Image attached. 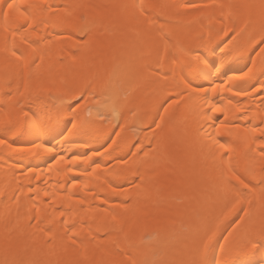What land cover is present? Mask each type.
Segmentation results:
<instances>
[{
	"label": "snow or ice",
	"instance_id": "1",
	"mask_svg": "<svg viewBox=\"0 0 264 264\" xmlns=\"http://www.w3.org/2000/svg\"><path fill=\"white\" fill-rule=\"evenodd\" d=\"M64 7L46 0H0V59L6 73L0 87L7 88L4 95L9 102L16 100L19 104L17 98L31 97L26 106L16 110L5 113L0 109V157L11 159L18 154L30 158L47 157L43 167L25 168L19 163H0V203L19 205L26 198L31 202L29 211L35 213L29 216L28 226L36 221V227H39L43 219H47L52 225L47 229L49 241L59 237L65 251L69 247H82L87 252L95 242L97 247L114 253L107 262L90 261L85 257V264H206L208 248L221 234L219 218L207 228L194 224L190 235L179 236L183 247L178 257L167 248L154 251L151 257L138 255L134 230L125 219L116 215L97 222L94 216L85 212L92 223L87 225L83 238V218L79 228L76 223L75 214L88 204L89 194L93 200L99 199L104 204L112 196H120L126 184L143 182L142 166L122 176L115 175V167L127 168L130 161L146 160L153 152L154 141L157 142V150H167L168 137L164 135V117L160 115V109L167 112L169 108H175L182 110L186 125L183 149L189 153L199 149L204 163L211 162L210 167H193L185 176L178 178L189 187L215 191L223 198L226 207L230 205L227 214H235L222 228L226 234L222 235L223 242L215 264H226L227 259L234 255L257 247L264 248V118L257 121L252 115L253 112L257 115L264 113V80L253 84L258 76L264 74V0L259 4L253 0H205L204 3L186 0L168 4L140 0L139 3L123 5L131 9V19L136 21L132 30L140 54L122 62L120 78L115 84L109 77L100 86V92L112 91L114 103L105 107L117 121L114 126L105 112H98L92 118L91 110H88L89 118L86 120L78 116L87 109L89 96L97 94L96 81L83 87L58 88L59 106L54 109L48 106L42 95L32 96L29 70L43 63L52 36L59 37L55 29L60 9ZM190 10L207 13V35L202 21L201 31L194 38L175 31L173 18L187 15ZM249 53L254 54L244 70L222 75L226 63ZM213 56H218V61L213 60ZM206 79L212 82L204 87ZM52 86L56 87L55 84ZM48 90L41 88L40 92ZM143 95L162 98L144 129H155L152 140L145 144L137 138L122 156L113 157L119 145L111 137V142L99 150L88 151L91 144L83 142L74 143L83 151L72 152L67 149L57 152L54 146L46 143L18 148L9 142L10 137L29 130L47 134V125L65 114L74 119L67 136L62 138L64 141L73 134L87 137L91 129H102L105 125L119 129L120 120L126 114L131 113L135 117L141 112ZM4 103L0 100V104ZM30 114L33 121L28 120ZM61 164L65 165V174H71L65 183L60 184L67 193L66 197L47 190L40 197L39 188H34L31 182H22V178L27 176L30 181L35 179L38 183L47 184L41 177ZM101 175L106 182L104 186L110 188V194L88 186L90 178L95 177L99 183ZM82 183L83 194L73 192ZM149 216L144 217L145 227L150 223ZM254 216L259 217L258 227L251 223ZM18 226L19 221L13 227ZM0 264L35 262L18 259L13 250L6 247L0 255Z\"/></svg>",
	"mask_w": 264,
	"mask_h": 264
},
{
	"label": "bare ground",
	"instance_id": "2",
	"mask_svg": "<svg viewBox=\"0 0 264 264\" xmlns=\"http://www.w3.org/2000/svg\"><path fill=\"white\" fill-rule=\"evenodd\" d=\"M46 2L66 7L60 9L61 15L57 19L55 32L59 33V37L52 36V43L44 53L43 63L29 70L32 96L42 95L48 106L54 109L59 106L58 88L83 87L89 82L96 81L97 94L89 96L87 109L78 113V116L81 120H86L89 118L88 110H91L92 118H95L98 112H105L107 119L111 120L114 126L117 121L112 119L113 113L105 107L114 103L112 91L100 92L99 90L109 77L113 78L115 84L120 78L122 62L140 54V49L135 42V32L132 30L136 21L131 19V9L123 7L126 4L139 3L140 0H46ZM144 2L168 4L183 3L186 0H144ZM194 2L204 3L205 0H194ZM253 2L259 4L260 0H253ZM77 5L82 7H74ZM206 16V12L190 10L187 15L175 17L173 18L175 31L194 38L201 31L203 24L207 35ZM165 30L167 31L168 28ZM85 33L88 35L85 36ZM253 54L249 53L226 63L222 69V75H231L233 72L244 70ZM212 59L218 61L219 58L213 56ZM5 74V66L0 59V84L3 83ZM261 80H264V74L258 76L253 84ZM211 82L206 79L203 86L207 87ZM53 84L56 87H53ZM41 88L49 90L41 93ZM5 92L7 88L0 87V100L5 101L4 104H0V109L5 113L26 106L31 98H17L19 99V104H17L16 100L9 102L8 97L4 95ZM161 99L159 96L143 95L140 100L143 106L141 112L135 117L131 113L126 114L120 120L121 127L116 130L105 125L102 129H91L87 137L73 134L68 137L67 141H64L62 138L67 136L74 119L70 114H65L59 120L47 125V134H36L29 130L21 135L10 137L9 142L18 148H27L33 143H46L54 146L57 152L66 149L72 152L83 151L74 144L83 142L91 144L88 151L99 150L111 142V137L119 145V147L113 145L116 147L113 157L122 156L137 138L145 144L152 140L155 129L149 131L144 129L147 128V121L155 112ZM160 115L164 117V135L168 137L167 150L164 148L157 150V142L154 141L153 152L146 160H138L135 163L130 161L127 168L116 166L115 175L118 176L128 174L129 170L134 172L136 167L142 166L143 182H137L136 185L126 184L125 191L120 196H112V199L104 204L99 199L93 200L89 194L88 204L75 214L77 228L81 226V218H83L85 228V233L81 234L83 238L87 225L92 223L88 216L84 215L85 212L89 216H94L97 222L116 215L125 219L134 230L138 255L151 257L154 251L167 248L178 257L183 247L178 240L179 236L190 235L194 224L207 228L215 224L219 218L221 234L209 246L205 257L206 264H215L219 256L220 244L223 242L222 235L226 234L222 228L235 214H227L230 205L226 207L223 198L215 191L210 188L201 191L199 188L189 187L188 183L178 178L185 176L193 167H210L211 162L204 163L199 149H193L190 153L183 149L186 125L182 110L169 108L165 112L161 108ZM252 115L257 121L264 118V113L257 115L253 112ZM28 120L33 121L34 117L30 114ZM157 120L159 122V118ZM29 127L31 128V124ZM46 159L47 157L30 158L18 154L11 159L0 157V163H19L25 168L36 165L43 167V161ZM64 168L65 165L61 164L42 176L41 180L47 181V184L38 183L35 179L30 181L27 176L22 178V182L25 184L31 182L34 188H39L40 197L43 196L45 190L56 191L58 195L66 197L67 193L60 187V184L65 183L71 174H65ZM87 183L90 188L95 186L97 191L110 194V188L104 186L106 182L102 175L99 177V183L95 177L90 178ZM27 191L25 188L24 192L27 193ZM83 191V183L80 188L73 190L81 195ZM256 195H259L258 191ZM121 201H126V203H120ZM30 208L31 202L26 198L21 200L19 205L0 203V255L6 247H10L18 259L31 260L35 264H77V262L85 264V257L90 261L99 262H107L113 258L114 253H108L104 248L97 247L95 242L89 246L87 252L82 247H69L65 251L59 237L49 241L47 229L52 225L47 219H43V214L41 217L43 223L39 227H36V221L32 222L31 227L28 226L29 216L35 214L34 211H29ZM47 211L51 213V209ZM148 214H150V223L145 227L144 217ZM17 221H19V226L14 228ZM251 223L258 227L259 217L254 216ZM124 258L127 259L126 254ZM226 264H264V248L257 247L254 250L234 255L227 259Z\"/></svg>",
	"mask_w": 264,
	"mask_h": 264
}]
</instances>
